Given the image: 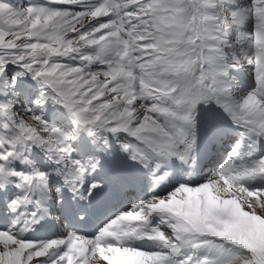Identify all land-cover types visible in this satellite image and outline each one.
I'll list each match as a JSON object with an SVG mask.
<instances>
[{"label":"snow or ice","instance_id":"snow-or-ice-1","mask_svg":"<svg viewBox=\"0 0 264 264\" xmlns=\"http://www.w3.org/2000/svg\"><path fill=\"white\" fill-rule=\"evenodd\" d=\"M0 264H264V0H0Z\"/></svg>","mask_w":264,"mask_h":264}]
</instances>
